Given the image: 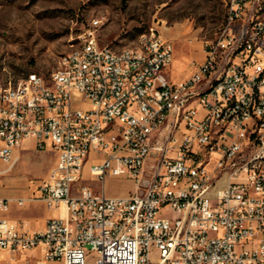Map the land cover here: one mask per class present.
I'll list each match as a JSON object with an SVG mask.
<instances>
[{"label":"built area","instance_id":"obj_1","mask_svg":"<svg viewBox=\"0 0 264 264\" xmlns=\"http://www.w3.org/2000/svg\"><path fill=\"white\" fill-rule=\"evenodd\" d=\"M100 27L94 19L84 30V51L65 71L0 83V165L9 164L0 175L26 141L55 152L28 196H0V264H264V5L228 0L219 35L181 81L165 73L169 40L142 34L124 53L99 43ZM201 75L214 79L209 95ZM121 176L135 190L107 194L106 181ZM32 202L57 211L43 229L7 216Z\"/></svg>","mask_w":264,"mask_h":264},{"label":"rangeland","instance_id":"obj_2","mask_svg":"<svg viewBox=\"0 0 264 264\" xmlns=\"http://www.w3.org/2000/svg\"><path fill=\"white\" fill-rule=\"evenodd\" d=\"M227 4L228 0H0V83L18 82L32 72L48 76L94 19L100 20L101 45L119 51L135 47L142 34L155 32L173 44L177 66H185L190 58L199 64L204 42L216 39L223 27ZM18 150L17 162L0 175L2 194L12 198L28 196L55 164L51 148L38 150L24 143ZM86 180L101 191L93 176L88 174ZM134 190L133 180L126 176L105 183L110 195ZM27 206L13 211L53 214L39 202Z\"/></svg>","mask_w":264,"mask_h":264},{"label":"bare ground","instance_id":"obj_3","mask_svg":"<svg viewBox=\"0 0 264 264\" xmlns=\"http://www.w3.org/2000/svg\"><path fill=\"white\" fill-rule=\"evenodd\" d=\"M258 5H264V0H257ZM249 25H257V16L249 15ZM249 50V33H242L241 43L238 44V52H246ZM84 43H78L73 50L61 55L58 65H56L55 71H65V65H72V59L77 57V54L83 53ZM137 52V45L135 47H129L124 49V53ZM237 51H229V64H237L238 59ZM37 73V72H34ZM27 75L20 81H26ZM199 83H204L201 86V95H209L214 89V79H209V75L199 76ZM24 98H32V91H24ZM1 101V91H0ZM175 119H182V112H175ZM171 132L180 133V124L171 123ZM240 163V156H232L230 159V166H238Z\"/></svg>","mask_w":264,"mask_h":264},{"label":"crops","instance_id":"obj_4","mask_svg":"<svg viewBox=\"0 0 264 264\" xmlns=\"http://www.w3.org/2000/svg\"><path fill=\"white\" fill-rule=\"evenodd\" d=\"M203 56H204V53H203ZM203 58H202V61H203ZM195 70H196V68L193 65L192 58L189 59V62L187 64H185V66H181V64H180V66H177L176 60H175V53H174V60H173L172 64L166 68L165 71H166V74L169 77V79H171L172 81H181V80H185V79H188L189 77H191L193 75V73L195 72ZM25 143L34 145V142L32 140L26 141ZM18 149L16 150L15 154H17L19 152ZM0 196L6 197V198H12L10 196L2 194L1 190H0ZM39 203L43 204L42 202H39ZM14 207H18V206L15 204L12 205L7 216L16 220L19 224H23L24 222H27L29 227L32 229H43L47 219L52 215V214H47L45 216H37V215L23 214V213H18V212L15 213L13 211ZM25 207H18V208H25ZM27 210L28 211L32 210L31 205L27 206ZM54 213H57V211H53V214ZM39 221H41V222L39 223ZM31 254L39 255L40 253H39V250H35V251L31 252Z\"/></svg>","mask_w":264,"mask_h":264}]
</instances>
